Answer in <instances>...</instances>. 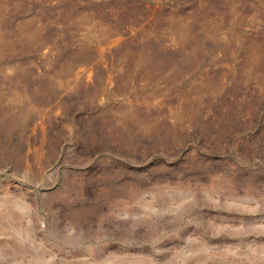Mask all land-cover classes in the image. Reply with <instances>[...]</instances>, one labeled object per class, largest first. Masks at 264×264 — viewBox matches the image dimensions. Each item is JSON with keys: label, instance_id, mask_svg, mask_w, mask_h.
I'll list each match as a JSON object with an SVG mask.
<instances>
[{"label": "rangeland", "instance_id": "1", "mask_svg": "<svg viewBox=\"0 0 264 264\" xmlns=\"http://www.w3.org/2000/svg\"><path fill=\"white\" fill-rule=\"evenodd\" d=\"M0 264H264V0H0Z\"/></svg>", "mask_w": 264, "mask_h": 264}, {"label": "bare ground", "instance_id": "2", "mask_svg": "<svg viewBox=\"0 0 264 264\" xmlns=\"http://www.w3.org/2000/svg\"><path fill=\"white\" fill-rule=\"evenodd\" d=\"M174 22H175V20H173L172 22H170V26H171V25H172V26H175ZM177 28H178V27H177Z\"/></svg>", "mask_w": 264, "mask_h": 264}]
</instances>
